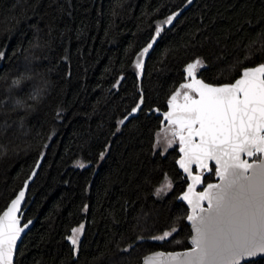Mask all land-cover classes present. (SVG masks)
I'll list each match as a JSON object with an SVG mask.
<instances>
[{"label": "trees", "instance_id": "trees-1", "mask_svg": "<svg viewBox=\"0 0 264 264\" xmlns=\"http://www.w3.org/2000/svg\"><path fill=\"white\" fill-rule=\"evenodd\" d=\"M0 50V214L42 159L15 264H140L191 248L187 180L179 146L157 149L160 113L197 58L194 76L212 85L264 63V0H0Z\"/></svg>", "mask_w": 264, "mask_h": 264}, {"label": "snow or ice", "instance_id": "snow-or-ice-1", "mask_svg": "<svg viewBox=\"0 0 264 264\" xmlns=\"http://www.w3.org/2000/svg\"><path fill=\"white\" fill-rule=\"evenodd\" d=\"M187 3L191 4L192 0ZM175 15H169L157 25L155 36L160 35L163 25L172 23ZM154 42L155 37L140 55L146 54ZM3 55L0 50V58ZM197 66L206 65L199 58L187 64L185 72L193 77L194 83H184L180 87L197 92L199 99L185 94V103L177 106L172 103L180 94L176 91L170 101L173 111L163 115L177 126L173 135L179 137L180 151L185 154L179 161L180 167L189 172L188 165L195 163L212 171L208 162L214 161V174L220 183L208 184L200 193V199L208 202L207 208L201 207L199 201L196 204L202 215H195L194 208L193 215L187 217L193 230L192 249L168 255L176 264H244L257 257L264 258V63L244 68L239 78L220 86L195 79L193 70ZM135 67L143 69L139 57ZM119 123L123 124L124 120ZM197 137L199 142H196ZM241 154L257 159L249 163L241 159ZM103 157L102 152L100 158ZM78 166L83 167L82 164ZM192 178L196 182L201 180L198 175ZM162 191L163 187L157 188L156 194ZM24 195V191H20L0 217V264H10L15 241L31 223L27 221L20 227L15 215L20 211ZM82 228L83 225L73 229L69 237L73 245L77 244L76 233ZM169 235L170 231H164L152 239L164 240Z\"/></svg>", "mask_w": 264, "mask_h": 264}, {"label": "water", "instance_id": "water-1", "mask_svg": "<svg viewBox=\"0 0 264 264\" xmlns=\"http://www.w3.org/2000/svg\"><path fill=\"white\" fill-rule=\"evenodd\" d=\"M195 79H198V77L195 76ZM191 83H194L193 77H192V82ZM214 86H220V85H214ZM193 99H199V94L197 92H196V96H194ZM172 103L175 104V101L172 102ZM175 105H178V104H175ZM171 111H173L172 107L169 108L168 112H171ZM163 114L164 113H160V115L163 116V118H164ZM166 121H167V119L164 118V122L163 123H165ZM196 142H199V137L196 138ZM180 147H181V145L179 146V150H178L180 156H179V159L177 160V166H178L179 171L181 173H183V175L187 178L188 183L186 185L185 190L178 196V201L181 202V203H184L186 205V207L188 208V215H187V217H188L189 215H193V209L196 208V204H197L198 201L200 202V206L201 207H204V208L208 207L207 200H201L200 199V193L205 191L206 186L208 184L220 183V180L215 175V180L213 182L205 184L204 183V178L205 177H204L203 171L209 172V170L207 168H200L195 163L189 164L188 165L189 172H185L184 169L181 168L180 164H179V161L181 159L185 158V154L180 151ZM241 159H247L249 163H252L254 160H256V157L255 156L248 157L245 154H241ZM41 163H42V159H40L38 161V163L36 164L35 168L31 172L30 176L24 182L23 187L18 191V193L20 191H24V193H25L24 198H23V200L21 201V203L19 205L20 211L15 213V215L19 218V226L20 227H23L24 224L26 223V222H24V213L26 211L25 206H26L27 199H28L29 188H30L31 184L34 182V180H35V178H36V176H37V174L39 172V169L41 167ZM37 165H38V167H37ZM208 165H209L210 168L212 166L215 167V162L214 161H209ZM194 168L197 169V173L194 172ZM251 172H252V170L250 169L248 174L250 175ZM196 175L201 177V180L199 182L194 181L193 178H192L193 176H196ZM213 191H215V189ZM18 193L16 194V196L18 195ZM16 196L13 199H15ZM185 196H187L188 199H184ZM11 201L9 202L8 206L2 211V213L0 214V217H3V213L5 211H7L8 208L11 206ZM189 201H191V203ZM195 215H197V216L202 215V213H200V211H199V208H196ZM203 215H207V213H203ZM29 221H31V223L26 228H24L23 232H21L19 234V237L15 241L13 252L11 254L10 264H15L18 248H19L23 238L33 228V226L35 224V219L29 220ZM186 222L189 225L190 230H191V237H190V242H191L192 241V236H193L192 224L187 218H186ZM191 245H192V243H191ZM192 247L188 248V249H185V250H180V251H163V250L154 251V252H151V253L147 254L146 256H144L142 258V261H141L140 264H176V261L173 259V257L169 256L168 254L169 253H175V252H187V251H190L192 249ZM260 259H264V258L257 257V258H255L252 261H258ZM252 261H245L244 264L252 262Z\"/></svg>", "mask_w": 264, "mask_h": 264}, {"label": "rangeland", "instance_id": "rangeland-1", "mask_svg": "<svg viewBox=\"0 0 264 264\" xmlns=\"http://www.w3.org/2000/svg\"><path fill=\"white\" fill-rule=\"evenodd\" d=\"M143 56H141L139 58V62L140 63H142ZM176 140H177L176 139V136L173 135V133L171 132V130H169L168 128L167 129H164V130L161 131V133L158 136L157 149H160L163 152H165L168 149H170L173 146H175ZM161 187L164 188V191H162L159 195L156 194L157 196H161V195L167 194L171 190V188H172V183H171V181L168 178H166L165 181L163 182V184L159 188H161ZM80 226H78L77 228H79ZM81 233H82V230H81V232L76 233V239H77L76 246L78 245V240H79V237H80Z\"/></svg>", "mask_w": 264, "mask_h": 264}, {"label": "flooded vegetation", "instance_id": "flooded-vegetation-1", "mask_svg": "<svg viewBox=\"0 0 264 264\" xmlns=\"http://www.w3.org/2000/svg\"><path fill=\"white\" fill-rule=\"evenodd\" d=\"M191 82H192V79L189 80L187 83H191ZM178 92L180 94L177 96V99L175 100V104H178L177 106L183 105L185 103V101H184V95L185 94L189 95L191 98H193L194 96H196V92L195 91H192L191 89H184V88H182V89H179ZM167 128L169 130H171V132L173 133V130L175 128H177V126L176 125H173L170 120H167L164 123L163 130L164 129H167ZM176 139L177 140H176V144L175 145L180 146V144H179V137L176 136ZM256 159H257V157H256ZM211 168H212V171H209V172L203 171V174H204V177H205L204 178V183L205 184H208V183L213 182L215 180V174H214L215 173V167L212 166ZM194 172L197 173V169L196 168H194ZM212 175H213V179H210V176H212ZM186 180H187V178H186ZM187 183H188V180H187Z\"/></svg>", "mask_w": 264, "mask_h": 264}]
</instances>
